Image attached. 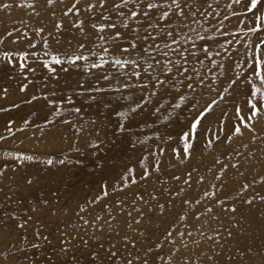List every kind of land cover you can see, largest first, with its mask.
Segmentation results:
<instances>
[{
    "label": "bare ground",
    "instance_id": "bare-ground-1",
    "mask_svg": "<svg viewBox=\"0 0 264 264\" xmlns=\"http://www.w3.org/2000/svg\"><path fill=\"white\" fill-rule=\"evenodd\" d=\"M71 2L72 0H64V3H60L56 0L49 5L47 0H0V40L3 41L0 43V109H5L0 111V136L5 137L0 140V172H3L0 175V264H67L64 257L58 259L56 255L62 243L61 238L68 246L83 250L111 249L118 251L120 257H128L129 253L133 257L140 256L141 261H134V264H142L146 249L159 242L164 247L153 248L149 264H166L167 256L164 260L156 259L153 262L157 251L164 254L169 249L174 250L172 244L163 241V230L180 212L182 199L194 201L204 191L216 190L211 185H219L220 181L214 180L213 173L208 171L212 168L219 174V165L215 164V160L229 163L226 154L231 156L232 162L248 157L240 168V171L245 172L244 177L232 168L222 177L226 185L220 194L222 197L238 187L239 183L247 182L253 176L259 178L264 175V117H260L259 122L254 124V133L245 131L243 137H233L231 142L224 141L228 127L237 122L233 119L235 107L243 109L248 97L244 95L243 89H238L233 95L223 93L227 99L220 101L213 114L204 121L207 132L203 140L214 141L213 147L204 148L201 141H197L191 158L180 163L171 149L182 147L177 139L182 130H187L185 116L188 114H181L183 105L181 109L172 107L179 102L178 96L175 100L171 95L165 96L160 101L163 104L160 112L149 116L147 113L154 112V107L159 106L156 104L157 97H151V104H144V100L149 97L143 90L123 87L127 78L119 73L130 72V67L119 69L109 63L103 68L90 69L84 61L78 62L79 67L67 62L54 65L55 73H50L43 67V61L50 60L52 55H60L61 59L67 61L65 53L70 56L76 52L81 42L86 45L82 50L85 54L89 47L97 53L91 56L92 61L99 63L100 56L111 61V56L105 55L98 46L99 42L95 40L87 14L82 13L79 17L63 15ZM230 2L231 0H218V3L217 0H188L192 11L199 8L202 12L211 4L208 11L214 13L204 19L198 12L197 19H200L201 24H193L192 27L208 28L209 32L202 34L214 35L221 43L226 44L229 39L239 41L226 44L229 49L227 52L209 44L213 52L212 59L217 64H223V69L210 64L207 59L204 60V67L195 65L206 76L205 85L212 86L210 89L200 85L197 92L209 100L212 97L219 98L217 92L222 91V84L227 85V76L235 77L242 71L235 67L231 71L227 70L232 63L231 57L242 62L244 48L241 45L248 42V37L244 35L247 31L246 18L232 17L225 20L222 27L219 23L226 12L231 14V10L226 8ZM4 4L12 6L3 8ZM28 4H33L34 7L28 8ZM233 7L239 10L241 6ZM185 11L189 10L186 8ZM78 19L85 20L83 30L88 34L87 38L73 26V22ZM238 20L243 22L238 24ZM57 23L63 27L57 29ZM39 28L43 32L37 35L35 30ZM8 32L12 35L8 36ZM24 32L27 37L21 36ZM220 32L235 35L221 36ZM15 38L18 39L17 44L13 41ZM43 38L47 39V48L44 47ZM30 43L36 47H29ZM199 43L201 42L197 41ZM217 51L221 55H215ZM5 52L12 53V63H8V58L3 55ZM23 53L28 54L26 60H20ZM20 63H26L35 72L28 71V68L21 71ZM62 68H67L68 72L62 71ZM103 74L110 75L112 79H102ZM240 83L244 88L247 87L243 81ZM24 84L28 88L21 92L20 88ZM90 86L104 91H85ZM257 86H260L258 81ZM32 95L40 99L28 103ZM129 95L131 100L123 99ZM137 103L144 104V111L137 109L139 114H131L128 119L121 120L117 113L128 112ZM201 103H204V99H201ZM76 108L80 111L75 112ZM166 116L168 119H164ZM121 123L125 125L126 131L120 130ZM9 127L11 132L8 131ZM169 136L173 139L169 140ZM217 136L219 140H216ZM253 136L257 138L251 142L250 137ZM93 144L99 148L93 147ZM245 144L248 145L247 148L243 147ZM77 148L79 151H76ZM161 149L164 150L162 155ZM234 149L243 155H237ZM26 156L33 159H23ZM48 160L52 163L48 164ZM157 165L159 171H154ZM128 169L133 170L132 175L137 183L120 191V177L128 175ZM145 169L149 175L142 180L141 173ZM192 169L197 170L193 173V187L187 188L181 181L173 179L174 176H180L183 180ZM198 176L205 177L203 183H196ZM29 180L32 181L31 184L28 183ZM104 183L109 186V195L97 203H89L100 194L101 184ZM113 185L116 190H113ZM181 187L186 188V193L173 196L171 205L174 207L166 205L165 216L161 217L153 212L146 215L140 225L128 227L131 219L137 216L132 208L135 193L142 194L149 202L148 206L154 207L157 202L169 200V194ZM149 193L154 194L158 200H151ZM117 201H121V204ZM148 206L136 201V207H144L146 213ZM203 206L211 204L208 200H202V204L196 205L192 211L198 213ZM80 207L84 208L83 212ZM183 207L187 209L188 206ZM128 211L133 212V217L127 216ZM241 211L249 215L245 209ZM183 214L187 215V211ZM97 216L101 217L99 221L95 220ZM81 217L89 223L84 224ZM221 220L224 226L233 230L234 237L225 236L219 245H214L206 237L214 235L216 231H223V228H218L219 221L211 220L209 216H201L200 221L189 217L186 223L192 226L193 235L183 238L188 248H184L179 238H176L178 242L175 247L180 252L173 259L178 260L181 256L190 254L189 264H228L227 257L235 254L231 264H241L242 257L238 249L246 244L252 246L264 243V229L258 218L253 222L249 215L248 221L241 220L243 228L238 232L226 213L221 215ZM25 221L27 224L24 228L18 227ZM105 221L109 223L106 224ZM201 222H205V236H201L196 230L200 228ZM177 228L184 231L185 223L177 224ZM140 232L144 235L141 236ZM125 236L128 237L127 240L124 239ZM193 240L199 241V245L193 243ZM82 241H87V249H84ZM33 243L40 247L33 248ZM100 244H103V249H97ZM208 255L214 256L215 261L207 262ZM117 264H124V260L118 259ZM180 264H183L182 260Z\"/></svg>",
    "mask_w": 264,
    "mask_h": 264
},
{
    "label": "snow or ice",
    "instance_id": "snow-or-ice-1",
    "mask_svg": "<svg viewBox=\"0 0 264 264\" xmlns=\"http://www.w3.org/2000/svg\"><path fill=\"white\" fill-rule=\"evenodd\" d=\"M56 0H47L49 5H52ZM60 3H64V0H59ZM206 2V0H205ZM218 3V0H217ZM234 5H240L239 10L234 8ZM12 5L4 4L3 8H10ZM24 6V5H21ZM28 8H33V4L26 5ZM212 7L208 4V8L204 11H200L199 8L196 11L191 10V5L188 0H72L70 6L66 7L63 12L64 16H75L79 17L82 13L87 14L88 20L90 21V27L94 30L95 40L99 42L98 46L101 48L105 55L111 56V61L105 59L104 56H100V62H94L90 58L91 56L97 55L91 47L87 49V54L84 50L86 45L81 42L76 52L67 56V61L61 59L60 55H52L50 60L43 61V67L46 68L50 73H55L56 68L54 65H63L65 62L71 65L79 67L80 61L86 62L90 69L103 68L105 64H111V66H118L119 69L131 68L130 72H121L119 75L126 77V82L123 84L124 88H138L143 90L149 97L144 100V104H151V97H157L156 104L159 105L154 107V112L147 113L151 116L154 113H159L163 104L160 103L164 100L165 96L171 95L173 100L179 97V102L174 103L172 107L174 109H181V114L187 113L185 116L187 120V130H182L178 134L177 143L181 144V148L173 147L171 150L175 157L183 163L185 159H190L192 152L195 148L197 141H201L202 147L212 148L214 141L203 140L204 134L207 132V128L204 121L209 115L213 114L216 107L219 106L220 101L226 100V96L223 93L233 95L238 89H243L244 95L248 97L245 100L244 108L235 107L233 113V119L237 122L231 124L227 133L224 136V141L231 142L233 137H243L245 131L254 133L256 131L254 124L259 122L260 117H264V0H231L226 8L231 10L229 15L227 12L224 14L222 19L219 21L221 27L225 20H230L232 17L246 18L247 23L245 27L247 31L244 33L248 37V42L241 45L244 48L242 53L243 60H237L236 57H231L232 63L228 66V71L233 70V67L240 68L242 71L235 77L227 76V85H221L222 91L217 92L218 99L212 97L210 100L203 97L202 93L197 92V87L205 85L206 76L202 74L196 67V64H200L204 67V60H209L210 64L215 67L223 69V64H217L212 59L213 52L209 44L216 45L224 51H229L226 44L231 45L239 41L229 39L225 43L214 38V35H205L202 33H208L209 29L204 27H192L193 24L200 25V19H197V13L199 16L207 19L208 16H213V12H209L208 9ZM189 11H185V9ZM249 14L250 17H249ZM55 15V13H53ZM243 20H238V24ZM85 20L78 19L73 22V26L80 31L85 38L87 33H84L83 26ZM57 29L63 27L62 24L57 23L55 25ZM187 29V31H185ZM219 31V28L217 29ZM36 34L39 35L43 32L42 28L35 30ZM8 36L12 33L8 32ZM221 36L235 35L227 32H220ZM21 36L27 37V33H21ZM44 39V47L47 48V39ZM197 41L201 43L197 44ZM3 41L0 40V43ZM59 42V41H57ZM105 45H108L107 47ZM187 45V47H186ZM29 47L35 48L36 45L30 43ZM3 55L8 58V63H12V53L5 52ZM27 53L20 55V60H26ZM48 55V53H45ZM215 55H221V52H215ZM203 57V59L201 58ZM28 68L26 63H20L19 69L23 71ZM139 69V71L137 70ZM64 72H68L67 68L61 69ZM28 71L35 72V69L28 68ZM211 71V69H209ZM55 78V77H54ZM133 78L135 82H133ZM99 79V78H98ZM102 79L110 80L112 77L108 74H103ZM244 82L247 85L246 88L240 83ZM257 81L260 86H257ZM31 83V81L29 82ZM83 87V84L80 85ZM208 88H212L211 85H205ZM28 88L27 84H24L21 88V92H25ZM183 88V91L181 90ZM95 90L97 92L104 91L101 88H92L90 86L85 91ZM231 90V91H230ZM5 92L7 89L4 90ZM216 91V89H212ZM158 93H160L158 95ZM199 97V98H198ZM119 98V97H118ZM131 95L124 96L123 99L131 100ZM40 97L32 95L28 103L39 100ZM47 99V97H44ZM201 99H204V103H201ZM70 102V101H69ZM166 102V101H165ZM144 104L137 103L135 107H130L128 112H118L117 115L121 117V120L128 119L131 114L137 113V109L141 112L144 111ZM5 109H0L4 111ZM75 112H79L80 109H74ZM171 115V113L169 114ZM190 117V118H189ZM134 118V117H133ZM168 119V117H164ZM69 123V121H65ZM121 131H126L123 123L119 124ZM11 132V128H8ZM257 137H250V141L254 142ZM5 139L4 136H0V140ZM169 140L173 137L169 136ZM219 136L216 140H219ZM93 147L99 148L98 145L93 144ZM247 148L248 145H243ZM76 151H79L77 148ZM237 155H243L237 150H233ZM164 150L161 149V155ZM251 155V153L249 154ZM226 158L229 163H224L220 160H215V164L219 165L218 173L209 168L208 171L213 173V179L220 181V184H212L211 188L216 189L215 191H204L200 198H196L194 201L188 198H184L180 201L182 207L180 212L176 214L175 220L168 224L163 230V241L172 244L173 249H169L168 252L161 254L157 251L153 257V262L156 259L164 260L167 256L166 264H189L191 255L181 256L178 260H174L173 257L177 256L180 252L179 248H176L177 237L179 242L184 248H188V244L184 242L185 236L192 237L193 232L191 225L186 222L189 217L195 221H200L201 216H209V219L219 221L218 228H223V231H216L214 235L207 236L208 240H211L214 245H219L220 240L225 238H233L234 232L231 228L224 226L221 220L222 214H227L233 222V228L238 231L243 228L240 223L241 220L248 221L249 215L253 222L259 219V224L264 229V175H260L259 178L253 176L247 182L239 183L238 187H234L231 192L223 197L220 195L226 188L222 177L227 174L229 168L236 169L241 177L245 176V172L240 171L243 163L248 159L247 156L244 160L232 162L231 156L226 154ZM23 159L32 160L33 157L26 156ZM103 159L102 157L100 158ZM48 164L52 161L48 160ZM64 163V161H60ZM99 163V162H98ZM154 171H159L158 165L154 167ZM197 171L192 169L188 171L185 178L181 180L180 176H174L173 179L181 181V183L187 188L193 187L192 178L193 173ZM128 175H122L120 177V191L129 187L132 184H136L137 180L132 175L133 170H127ZM3 175V172H0ZM149 173L147 169L141 173L140 179H147ZM205 177H196V183H203ZM32 183L31 180L28 181ZM109 186L104 183L101 184L100 194H98L89 203H97L109 195ZM113 190H116V186H112ZM167 191V189H165ZM186 193V188L181 187L175 193L169 194V200L164 203L157 202L155 206H148L149 202L145 200L144 196L139 192L134 194V200L132 202V208L137 213V216L131 219L128 223V227L133 225H140L146 215L155 212L157 215L163 217L167 211L166 205H171L173 196H182ZM151 200H158V198L149 193ZM126 199V198H125ZM202 200H208L211 206H203L201 211L196 213L192 209L196 205H201ZM136 201L143 202L144 206H148V212L144 211V207H136ZM231 201V203H229ZM121 204V201H117ZM188 206L185 209L183 206ZM174 207V205H171ZM245 209L249 215L245 214ZM218 210V211H217ZM80 211L83 212L84 208L80 207ZM187 211V215L183 214ZM128 217H133V212L128 211ZM84 224H88L89 221L81 217ZM101 217L97 216L96 221H99ZM109 223V221H105ZM185 223V230L180 231L177 228V224ZM204 223L201 222L200 228L196 229L201 236H205ZM27 221L18 225L20 228H24ZM141 236L143 232L139 233ZM37 235H39L37 233ZM47 240V237H44ZM59 252L56 253L57 258L64 257L67 264H117L118 259H123L124 264H134V261L140 262L141 257H133L131 253L128 257H120L118 251L107 250H83L76 246H68L63 242V238ZM128 239L127 236L124 237ZM159 239V238H158ZM193 243L199 245V241L193 240ZM70 244V242H69ZM84 249L88 248L87 241H82ZM135 247V244L132 245ZM33 248H39L40 246L36 243L32 244ZM115 247V246H113ZM163 244L157 242L155 245L150 246L146 249L142 264H149V256L153 253V248L162 249ZM75 248V250H74ZM97 249H103V244L97 246ZM240 256L242 257L241 264H264V243L260 245H245L243 248L238 249ZM235 254L227 257L228 264H231ZM207 262H214L215 257L208 255L206 258Z\"/></svg>",
    "mask_w": 264,
    "mask_h": 264
},
{
    "label": "rangeland",
    "instance_id": "rangeland-1",
    "mask_svg": "<svg viewBox=\"0 0 264 264\" xmlns=\"http://www.w3.org/2000/svg\"><path fill=\"white\" fill-rule=\"evenodd\" d=\"M13 41H14L15 44L18 43V39H16V38Z\"/></svg>",
    "mask_w": 264,
    "mask_h": 264
}]
</instances>
